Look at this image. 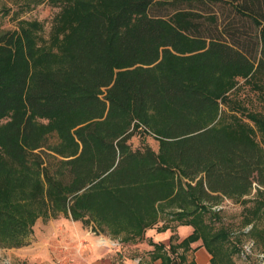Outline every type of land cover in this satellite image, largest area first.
<instances>
[{"label": "trees", "instance_id": "trees-1", "mask_svg": "<svg viewBox=\"0 0 264 264\" xmlns=\"http://www.w3.org/2000/svg\"><path fill=\"white\" fill-rule=\"evenodd\" d=\"M68 1L74 25L59 54L36 47L27 28L0 34V151L21 169L0 160V232L23 242L34 212L27 190L14 189L42 178L71 218L134 238L166 201L194 226L182 242L196 239L222 196L264 186V150L209 123L224 72L264 71V0H225L255 27L256 64L232 27L204 32L200 13L166 10L178 0ZM134 120L156 133V153L122 139Z\"/></svg>", "mask_w": 264, "mask_h": 264}, {"label": "rangeland", "instance_id": "rangeland-1", "mask_svg": "<svg viewBox=\"0 0 264 264\" xmlns=\"http://www.w3.org/2000/svg\"><path fill=\"white\" fill-rule=\"evenodd\" d=\"M175 9L200 13L202 16L198 20L203 23L201 30L204 32L211 29L212 33H217L220 29L232 27L241 39L246 42L250 39L252 45L255 43L254 37L248 38V33L255 32L253 24L236 15L225 0H178L166 8L167 11ZM74 12V6L68 0H40L36 3L33 0H0V34L27 28L36 47L59 54L74 25ZM253 46L250 48L256 64L259 51ZM218 86L217 108L209 123L223 127L230 136L248 137L264 150V71L224 72ZM6 119L7 116L0 122ZM37 120L44 125L50 123L49 118ZM122 139L132 149L148 147L155 153L158 151L159 138L156 133L137 120L131 123ZM1 159L5 161V171L7 166H11L12 171H21L0 151ZM2 178L0 180L4 185L6 180ZM56 181L64 184L66 178L60 177ZM24 189L27 190L25 203L34 212V216L28 219L29 232L22 243H16L0 232V264H83L78 257L81 241L75 234L76 228L84 233L82 238L85 243L89 235L101 242L104 239L115 243L132 239L130 232L122 225L108 227L65 214L59 206L56 190L42 178L30 185L18 183L14 192L21 195ZM259 190L263 192L258 194ZM165 202L159 207L157 219L149 226L158 222L163 225L185 222L173 217L171 213L176 206L166 205ZM196 224V239H201L211 256H214L210 264H264L262 184L253 182L251 190L239 197L222 196ZM220 228L228 232L226 238L218 233ZM214 235L215 241L210 239ZM140 236L136 235L133 239ZM171 247L173 250L175 244Z\"/></svg>", "mask_w": 264, "mask_h": 264}, {"label": "crops", "instance_id": "crops-1", "mask_svg": "<svg viewBox=\"0 0 264 264\" xmlns=\"http://www.w3.org/2000/svg\"><path fill=\"white\" fill-rule=\"evenodd\" d=\"M192 232L190 223L163 225L158 222L136 239L101 242L89 235L85 243L84 233L75 229L81 241L78 257L83 264H210L211 254L201 239L182 242ZM173 244L175 248L171 250Z\"/></svg>", "mask_w": 264, "mask_h": 264}]
</instances>
